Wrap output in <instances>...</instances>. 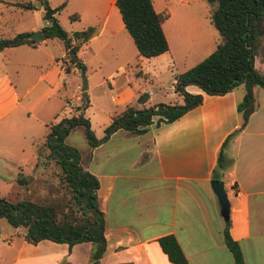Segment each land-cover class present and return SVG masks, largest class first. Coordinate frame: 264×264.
<instances>
[{
    "label": "crops",
    "instance_id": "0c3cea01",
    "mask_svg": "<svg viewBox=\"0 0 264 264\" xmlns=\"http://www.w3.org/2000/svg\"><path fill=\"white\" fill-rule=\"evenodd\" d=\"M96 1L63 0L62 9L72 3L71 12L80 21L88 9H97ZM114 1L106 0L101 17L89 18L86 24L94 29V33L80 45L76 53L84 70L89 68L92 73L101 66L100 63H92L96 54L95 50H91L92 45L102 46L124 29ZM160 1L164 3L165 0H150L156 14L161 11L156 12L154 4ZM175 1L181 7L190 0ZM46 2L49 8L54 9L50 0ZM4 4L6 10L18 9L11 5L13 3ZM159 10H163L161 15H166L160 27L168 50L149 59L136 56L133 66H129L126 60L116 62L113 71L101 77L98 87L105 86L101 94H94L87 85L85 93L89 105L82 115L84 117L85 112L92 109L95 101L98 107L93 110L102 118L103 129L127 105L139 109L165 104H150L149 92L146 103L136 105V98L142 92L139 87L134 88V83L143 75L157 74L154 68L148 69L149 64L156 61H166L167 65L172 63L168 43L172 33L167 27L171 14L165 9V4ZM26 12L36 15L41 24L36 23L25 33L40 31L42 27L48 26L49 23L42 20L40 8ZM2 25L0 19V27ZM0 38L9 39L1 28ZM54 40L57 39H42L34 47L20 45L0 51V128L10 129L18 120H22L20 116L16 117L19 114L16 110L29 92V89H24L21 97L17 95L7 71L10 62L7 64L4 61V53L24 48L26 50L18 51V55L29 54L28 51H37L41 45ZM216 44L215 41L214 48ZM262 45L264 43H261L253 59V67L264 75V54L260 50ZM34 59L31 55L25 62L39 67L35 84L43 82L44 85L34 98L39 115H32L34 123L46 129L47 124L56 122L59 108L64 104L61 99L64 100L65 81L79 71L70 63L64 48L58 57L46 54V66L47 62H53V66L59 69L56 76L52 66L42 69ZM113 74L117 76L110 84ZM75 90L73 102H68L70 116L76 114L75 108L79 105L81 92L78 85H75ZM184 90L189 94H201V104L168 124L156 126L157 117H153L143 135L118 130L93 149L87 145L80 128L70 131L64 139L66 143L73 134L83 137L84 148L78 152L79 163L98 183L96 198L102 213L105 241L99 264H171L158 246V240L163 237L174 239L186 264H235L223 243L221 230L225 222L220 218L219 206L209 182L221 144L239 128L240 116L235 106L243 92L236 94V87L223 96L214 97L204 95L194 86H187ZM106 94H109V104L100 102ZM253 97L256 105L254 111L248 116L244 128L223 149V155L230 164L221 176L228 201V235L238 246L241 264H264V97H261L258 88L253 89ZM22 163L21 160L16 163V170ZM33 164L29 163L31 170ZM15 175L10 179L14 184L12 187H17L13 182ZM6 196L3 198L6 199ZM21 234V230L11 228L0 219V264H89L91 246L88 243L68 246L40 241L30 244L23 240Z\"/></svg>",
    "mask_w": 264,
    "mask_h": 264
},
{
    "label": "trees",
    "instance_id": "16d2710c",
    "mask_svg": "<svg viewBox=\"0 0 264 264\" xmlns=\"http://www.w3.org/2000/svg\"><path fill=\"white\" fill-rule=\"evenodd\" d=\"M204 1L210 7L209 23L217 32L219 41L202 61L173 76L172 90L181 98L180 105L156 104L139 109L127 105L110 119L103 129V136L96 139L90 130L89 121L82 115L89 105L86 93L82 92L75 115L46 125L43 142L36 150L32 173L24 176L18 172L13 182L18 188H24L31 183L35 173L45 170L51 163L57 169L56 172L58 171V186L67 198L62 203L52 204H39L28 200L11 202L0 198V219L11 228L21 230L25 242L36 244L49 241L68 246L88 243L91 246L89 264H99L105 241L102 213L98 209L96 198L98 183L94 176L80 165L79 153L67 146L64 139L70 131L80 128L87 145L93 149L118 130L134 135L145 134L153 117H157L156 126L171 123L201 104V94L187 93L184 90L187 86H194L204 95L214 97L223 96L239 85L243 86V96L235 106L236 113L240 116L239 128L221 144L210 175V180L221 179L222 173L230 164L223 155V149L228 141L244 128L248 116L254 111L256 105L253 89L264 91V75L259 74L253 67V59L264 38V0ZM11 5L24 11L40 8L42 20L50 24L40 29L42 39L55 38L61 41L70 63L76 70L84 71L76 53L80 45L93 35L92 27L70 35L65 32L53 17L62 9L63 4L54 9L49 8L46 0ZM114 6L138 57L154 58L168 50L160 27L166 15L156 14L150 0H115ZM77 19L75 14L68 16L70 22ZM29 35L30 33H19L9 39L0 38V51L20 45L34 47L36 42L29 40ZM74 58L77 60L74 61ZM147 99L146 93L139 94L135 103L142 106ZM221 235L234 263L241 264L238 246L228 235V221L224 223ZM158 246L169 263L186 264L172 237L160 238Z\"/></svg>",
    "mask_w": 264,
    "mask_h": 264
},
{
    "label": "rangeland",
    "instance_id": "374dc122",
    "mask_svg": "<svg viewBox=\"0 0 264 264\" xmlns=\"http://www.w3.org/2000/svg\"><path fill=\"white\" fill-rule=\"evenodd\" d=\"M32 1L33 0H0V19L3 23L0 28L2 32L5 33L6 38H11L12 34L25 33V31H27L26 29L34 27L36 23H40V20L36 15H31L30 12L13 8L6 10L4 8V3H23ZM57 1L58 0H50L54 8L63 3V0L60 3ZM93 3H95V0ZM106 3V0L96 1V6H98L97 9H88L85 14H82V19L76 22H70L68 20V16L74 14L71 12L72 3H70V5L65 6V8L56 13L55 19L58 25L67 33L80 32L88 27L86 23H88L89 18L93 19L103 15L104 5ZM159 3L157 2L156 5L154 4L156 12L161 11L159 15L163 12V10L159 9L161 5L164 4L165 9L171 14L167 21V27L170 28L172 33V38H169L168 42L172 63L167 65L166 61H156L149 64L147 66L148 69L151 70L154 68L157 74L143 75L141 79H138V82L134 83V88L139 87L142 92L141 94L146 93L149 95L150 92V104L161 102L171 105H180V98L171 89L172 76L183 73L207 57L214 49V42L216 41L218 43L219 36L209 23L210 7L204 0H190L187 5L181 7L175 0H165L164 3H162V1ZM165 12L166 14L168 13L167 11ZM261 43H264V38ZM20 50L24 51L26 49L20 48L4 53V61H6L7 64H9L8 61L10 62L8 65L10 67L7 71L10 80L16 87L17 95L21 97L24 89H29V92L27 97L21 100L19 108L16 110L19 113L16 114V117L20 116L22 120H18L16 124H14V127L11 126L13 129L12 131H9L11 128H0V197L3 198L7 195L6 199L11 202L28 200L39 204L62 203L66 200L67 196L63 195V192L58 186V171L56 172L57 169L53 167L51 163L45 170L35 173L31 183L24 188L12 187L14 184L10 182L13 175L18 172L24 176L32 173L31 168H29V163L35 162L36 150L42 144L46 134L45 127L34 123V116L32 115H39L36 111L37 108L34 98L37 91L43 87L44 83L35 84V77L38 74L37 69H39V67L27 64L28 62H25L26 58L33 55L35 58L34 60L37 61L35 63H39L42 69H49V67L52 66V72H54L56 76V72L59 73V69L53 66V62H47L48 66H46V54L58 57L63 52V44L58 40L49 41L46 45H41L37 51H28L29 54L23 53V55H18V51ZM91 50H95L96 53L92 59L93 65H98V63H100L101 66L94 73H92L89 68H85L83 76L86 82V89L87 85H89L90 89L96 95H98V93L101 94L105 89V86L98 87L101 82V77H105L109 72L113 71L117 65L116 62L126 60L129 66H133L137 56L135 48L124 29L113 36V39L108 43L102 44V46L93 44ZM260 50L261 53L264 54V45H262ZM143 62L145 61L143 60ZM116 76V74H113L112 81L110 79V84H112ZM129 77L131 76L129 75ZM64 85V100L61 99V102L64 104L59 108V115L55 120L56 122L61 118L70 116L71 108L68 102H73L72 97L76 92L75 85H78V89L80 90V71L69 76ZM259 90L261 97H264V91L261 89ZM239 92H243L242 85L237 87L236 94H239ZM93 93L91 94L94 95ZM101 99L100 102L109 104V94H106V97H102ZM95 107L98 106H96V102L93 101L92 109H88L85 112L84 118L90 119V130L93 132L95 138L100 139L103 136V122L99 113L93 110ZM29 123H32L33 126H30ZM65 144L74 148L77 152H82L84 148V139L83 137L80 138L78 135L73 134L67 139ZM19 160L23 163L22 166L16 170V163H18Z\"/></svg>",
    "mask_w": 264,
    "mask_h": 264
},
{
    "label": "water",
    "instance_id": "95a60500",
    "mask_svg": "<svg viewBox=\"0 0 264 264\" xmlns=\"http://www.w3.org/2000/svg\"><path fill=\"white\" fill-rule=\"evenodd\" d=\"M50 24H48L49 26ZM28 39L33 42H40L42 41V35L40 31H34L30 33L28 36ZM77 59L74 58V61ZM80 77H81V85H80V92L86 91V82L85 78L83 76V71H80ZM209 187L211 189L212 194L215 196L218 206H219V215L223 222H226L228 220V201L226 199V193L223 189V183L222 180H211L209 182Z\"/></svg>",
    "mask_w": 264,
    "mask_h": 264
}]
</instances>
